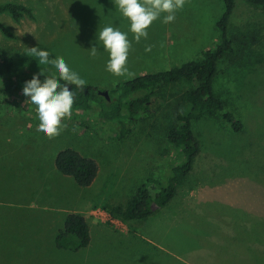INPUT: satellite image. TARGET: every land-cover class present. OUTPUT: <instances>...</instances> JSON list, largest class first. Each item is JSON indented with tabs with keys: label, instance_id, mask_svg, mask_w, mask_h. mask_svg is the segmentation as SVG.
I'll list each match as a JSON object with an SVG mask.
<instances>
[{
	"label": "rangeland",
	"instance_id": "1",
	"mask_svg": "<svg viewBox=\"0 0 264 264\" xmlns=\"http://www.w3.org/2000/svg\"><path fill=\"white\" fill-rule=\"evenodd\" d=\"M4 3L32 9L35 19L15 22L0 14L13 35L0 32V264H181L174 257L185 253L200 228L188 224L189 213L175 217L172 207L158 208L155 215L128 225L134 233L125 224L99 221L93 210L101 209L95 202L119 203L144 183L153 194L159 191L156 182L166 181L181 160L168 133L175 124L177 98L192 84L157 88L150 98L151 117L134 123L122 140L119 126L100 119L97 106L72 110L58 136L37 135L22 84L43 71L32 48L48 52L50 59H64L86 85L99 90L195 60L217 44L221 0H185L174 22L154 21L147 39L139 42L112 0H0ZM105 26L128 32L126 76L105 71L108 54L102 48L89 54ZM228 33L236 53L218 62L213 91L236 114L243 131L234 133L220 115L192 121L200 152L179 190L187 195L195 189L190 199L201 195L219 207L264 212V8L236 0ZM4 52L14 59L10 74L3 73ZM66 149L96 162L98 173L89 187L77 186L56 170L55 157ZM70 213L81 214L89 225L90 244L78 252L60 250L54 242Z\"/></svg>",
	"mask_w": 264,
	"mask_h": 264
},
{
	"label": "trees",
	"instance_id": "2",
	"mask_svg": "<svg viewBox=\"0 0 264 264\" xmlns=\"http://www.w3.org/2000/svg\"><path fill=\"white\" fill-rule=\"evenodd\" d=\"M244 1L249 5L264 8V0ZM221 2L223 12L216 22L217 44L212 49L201 51L197 59L166 71L138 76L108 90H99L90 85H86L83 90L74 85L70 86L75 92L72 110L90 111L97 106L100 119L119 126L117 137L122 140L131 133L134 123L151 117L153 107L150 98L157 88L179 81L192 84L177 98L173 113L175 124L168 133V142L179 150L181 160L172 167L166 181L156 182L159 191L153 194V190L147 187L148 183H144L137 187L131 196L119 203L105 202L102 205L98 202L94 203V207L100 206L113 219L125 225L143 221L158 208L168 204L176 195L177 188L192 171L195 158L200 152L198 140L192 131V121H197L205 115L209 117L220 115L234 133L243 131L242 122L234 112L225 108V103L213 91L218 62L236 53L234 42L228 33L236 0H221ZM0 14L9 15L15 22L26 17L35 19L32 9L15 3L0 4ZM0 32L6 37H13L1 22ZM2 57L3 73L10 74L14 67V59L6 52L2 53ZM39 75L26 77L23 84ZM103 92L107 93V97L102 95ZM138 92L146 94L142 98H132ZM54 165L61 175L72 178L76 185L82 188L89 187L98 173V166L94 160L83 157L71 149L60 151L55 157ZM147 182L153 181L149 179ZM90 240L89 225L85 218L81 214L70 213L66 215L63 228L58 232L54 242L60 250L78 252L87 248Z\"/></svg>",
	"mask_w": 264,
	"mask_h": 264
},
{
	"label": "clouds",
	"instance_id": "3",
	"mask_svg": "<svg viewBox=\"0 0 264 264\" xmlns=\"http://www.w3.org/2000/svg\"><path fill=\"white\" fill-rule=\"evenodd\" d=\"M112 2L121 17L127 20L128 32L133 34L136 42L142 38L147 39V30L154 21L162 18V23L174 22L177 11L185 4V0H112ZM128 32H123L118 27L105 26L98 32L97 46L89 50V54L95 56L98 47L102 48L108 54L105 71L117 77L130 74L127 67L131 49ZM29 51L33 53V58L43 71L39 76H34L23 84L21 94L25 98L24 103L34 110L37 135L50 139L61 133L66 127L63 121L71 117L75 92L70 86L74 85L83 90L87 82L78 72L72 70L64 59H50L48 52H40L36 48ZM46 69H51L52 72L48 73Z\"/></svg>",
	"mask_w": 264,
	"mask_h": 264
},
{
	"label": "crops",
	"instance_id": "4",
	"mask_svg": "<svg viewBox=\"0 0 264 264\" xmlns=\"http://www.w3.org/2000/svg\"><path fill=\"white\" fill-rule=\"evenodd\" d=\"M179 187L173 199L159 209L171 210L172 207L175 217L187 212L190 214L188 224L200 228L199 233L192 236L190 247L183 255L174 257L175 260L181 264H264V212L239 205L219 207L213 199L201 195L190 199L195 189L186 195ZM129 230L134 232L131 227Z\"/></svg>",
	"mask_w": 264,
	"mask_h": 264
},
{
	"label": "built area",
	"instance_id": "5",
	"mask_svg": "<svg viewBox=\"0 0 264 264\" xmlns=\"http://www.w3.org/2000/svg\"><path fill=\"white\" fill-rule=\"evenodd\" d=\"M93 216L101 222H107L115 226H122L123 224L121 221L113 219L107 212L100 208H96L93 210Z\"/></svg>",
	"mask_w": 264,
	"mask_h": 264
},
{
	"label": "water",
	"instance_id": "6",
	"mask_svg": "<svg viewBox=\"0 0 264 264\" xmlns=\"http://www.w3.org/2000/svg\"><path fill=\"white\" fill-rule=\"evenodd\" d=\"M102 95H104L105 97H107V93L106 92H103Z\"/></svg>",
	"mask_w": 264,
	"mask_h": 264
}]
</instances>
